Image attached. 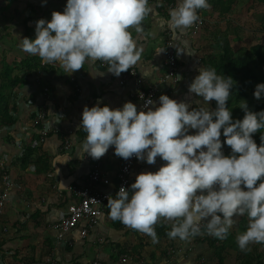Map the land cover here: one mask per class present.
<instances>
[{
    "label": "clouds",
    "instance_id": "clouds-1",
    "mask_svg": "<svg viewBox=\"0 0 264 264\" xmlns=\"http://www.w3.org/2000/svg\"><path fill=\"white\" fill-rule=\"evenodd\" d=\"M163 1L155 9L170 16L173 27L180 30L192 31L201 13L198 11L211 6L208 0ZM165 4L172 5V9ZM151 13L149 0H67L63 12L53 11L50 20L41 18L36 22L34 39H19L21 50L32 55L27 57L41 61L37 69L22 75L33 83L36 100L30 98L26 103L34 106L29 121L37 135L32 121L38 107L46 103H51L47 105L51 108L60 106L62 91L68 89L67 83L58 86L62 79L51 82L60 77L58 72L53 75L43 68L58 63L71 74L83 68L85 62L101 61L118 80L125 71L137 72L134 66L140 61L141 49L130 29L141 33L142 22ZM167 33L173 39L172 31ZM162 37L164 41L163 33ZM67 82L77 93L76 80L68 78ZM50 84L53 87L49 88ZM232 89L231 77L201 67L189 85V92L203 100L198 109L189 111L188 104L168 95L159 97V106L154 110L151 98L145 100L141 110L132 102L117 109L99 103L84 107L79 128L86 138L77 151L81 158L87 154L98 160L114 147V154L125 160L135 157L152 165L159 157L166 162L155 172L138 174L129 188L121 187L115 197H108L106 206L112 220L157 243L155 225L161 218L171 222L167 233L171 239L187 240L200 235L203 228L207 235L223 240L235 225V218L247 217L245 231L236 237L239 249L246 252L252 244L264 245V135L260 136L259 146L253 139V134L264 129V111L252 112L244 101L240 106L244 117L234 120L227 106ZM253 95L257 100L264 98V83L256 85ZM211 101L216 102L215 110L208 108ZM190 130L195 134H189ZM224 145L230 147L229 155L222 151ZM76 167L68 165L69 171ZM72 186L78 185L72 183L69 188ZM68 190L60 191L57 179L56 193ZM195 242L187 245L194 246ZM185 253H191L188 247Z\"/></svg>",
    "mask_w": 264,
    "mask_h": 264
},
{
    "label": "crops",
    "instance_id": "crops-1",
    "mask_svg": "<svg viewBox=\"0 0 264 264\" xmlns=\"http://www.w3.org/2000/svg\"><path fill=\"white\" fill-rule=\"evenodd\" d=\"M67 0H0V23L6 21L7 17L9 19L13 18L9 12L13 11L15 12V15H18V18L21 23L15 24L16 20L12 19V27L20 26L22 27V20L21 14H30L31 16H35V19L27 20V25L30 29L35 30L36 22L43 18L46 20L51 19V13L53 11H59L63 12L65 6H66ZM2 4H8V10L5 14L1 12ZM60 6V7H59ZM15 7V8H14ZM22 8V9H20ZM158 15H162L158 10H156ZM28 15V16H30ZM27 17V16H26ZM151 17L150 14L146 17ZM145 18V19H146ZM152 18H158V17H152ZM153 19H151L152 21ZM30 23V25H29ZM151 24V22L149 23ZM152 25V24H151ZM151 25L146 26L149 30L152 29ZM150 26V27H149ZM163 26L165 28V23H163ZM157 27V26H155ZM1 28V30H3ZM145 29V28H144ZM168 31L172 32L173 41L175 42V50L177 53V59L179 62V67H177V76H176V88L174 91H171L169 98L176 100L177 102H185L189 105V111H191L192 106H196V102L194 101L193 95L186 94L182 95V86L185 84V80H183L182 72L185 70V61L194 62L191 60L190 56V49L189 45L187 44L188 34L183 35L185 30H180L175 28L167 29ZM177 30V31H176ZM133 36H136L135 30L130 29ZM145 31H147L145 29ZM151 31V30H150ZM5 32V31H4ZM188 33V32H187ZM149 37H156V35H149ZM159 42L158 45H155L153 50H150L149 53H147V42L152 40L148 38L144 42L141 40H136L135 42L137 44V47L141 49V58L140 61L134 66L137 67V73L138 77L144 81L148 82H158V78H160L162 75V71H164V54H163V37L158 36ZM0 42H3L0 41ZM6 42V41H5ZM4 43V42H3ZM149 43V42H148ZM5 45V44H4ZM152 47V46H150ZM12 48L10 45L5 46V50L9 51V49ZM15 51V50H13ZM12 50L9 51L13 55L14 59L21 60L19 54L16 53V51L13 53ZM160 51V52H159ZM17 54L19 59H17ZM30 56V54H28ZM35 57L34 59H36ZM182 58V59H181ZM186 58L185 61H182ZM15 61V62H16ZM14 62V60H13ZM14 62V64H15ZM98 62V61H96ZM96 62H85L83 65V68H81L80 72H74V74L66 73V76L63 77L62 80L67 81L68 78L75 79L77 84L79 85V90L77 93L72 92L73 85L69 84L67 82L68 89L64 88L62 91V100L60 106H55L54 108H50V116L49 117V125L51 128H56L61 130L65 135L73 142L74 144V151L71 155L72 157H77L80 155L78 151L80 145L86 138V133L83 131V129H80L79 126L81 124L82 119V111L85 106L91 108L92 106L97 105V103L100 104V106H109L111 109H117L122 108L123 105L126 102H132L136 105V103L131 98V93L134 90L133 82H129L126 85H119V80L117 76L114 74L108 72V67H98L96 65ZM12 69V66H10ZM132 67V68H134ZM62 68V67H61ZM89 68L90 70H88ZM62 70H64L62 68ZM13 71V70H12ZM26 71V70H25ZM27 73V71H26ZM28 74V73H27ZM26 83H21L18 88L17 97L14 99L13 103L17 107V116L15 118L16 122L11 125H1L0 126V168H3L4 160H6V155H9V158H14L13 166H16L17 163L20 161L18 159L21 158V156L24 155V150L27 147V145L31 142L32 139H35L37 136V131L33 129L32 125L30 124L29 118L31 114V110L34 106H30L26 103L27 99L36 100L34 95L27 96L25 89L30 88L32 89L33 83L25 79ZM2 82V79H0V83ZM43 86L45 81L41 80ZM52 83H56V78H53ZM191 83V81H190ZM58 86H60L61 83H57ZM42 86V85H41ZM33 93V92H32ZM31 93V94H32ZM161 95H164L160 93L159 97ZM190 95V96H189ZM71 96V97H70ZM12 103V104H13ZM11 104V105H12ZM158 105L154 104L152 106L153 110L155 107H158ZM195 108V107H194ZM195 133L194 130H190ZM57 142L55 137L49 138L46 143L44 144V147L42 148V153H47L49 155H54L57 147ZM35 147V145H33ZM20 150L22 151V154L20 156ZM36 155L31 156V162H34L36 160ZM41 155V154H40ZM68 156V160H69ZM102 162L104 169H107L110 172H116L118 165H119V159L118 156L114 154V147H110L109 150L106 152L104 156H102ZM3 161V162H2ZM53 161H55V164L57 168L60 170L64 178H68L70 176H73V184L75 185H81L83 182L84 176L88 173L91 164L89 162L83 163L81 165H78L75 169V172L73 175L70 174V171L68 169V165L72 163L73 159H70L68 162L64 157H58L55 158ZM52 161V166H53ZM10 163V160H9ZM166 162L162 161L159 157H157L156 162L152 165L147 164L145 161L137 160L135 163L134 169H133V176H132V183L135 181L136 176L140 173L144 172H155L157 171L161 166H163ZM28 167L34 168L33 165H30ZM27 168V167H26ZM25 168V172L27 171ZM19 169L24 170L20 167ZM35 169V168H34ZM15 170V169H14ZM36 170V169H35ZM2 170H0L1 172ZM14 173V172H12ZM55 173V172H54ZM15 178H18L19 181L24 180L20 176L18 177L15 175ZM41 176V175H39ZM51 177V175L42 176L41 181H38V185L34 189V187H29L30 192H35L39 187H44L46 183L44 181H48L47 178ZM55 180L56 178L51 177V181ZM20 187V185H19ZM21 189V188H20ZM45 189V188H44ZM47 191L41 189L39 191H44L45 193L51 195V203L48 201H45L44 199H41V204L43 207L39 206H32L30 207L25 213H28L29 216H25V213L20 214L15 218L13 223L11 224V227L14 226L15 229H13V235L12 237L16 236L15 231L20 230H27V227L29 228V224H25L26 221L33 216V219L35 222L37 221V216L41 215L44 218H47L50 216V222L47 224V229L49 230V233L55 234V231L50 229L49 226L59 219V212L56 211L54 213V209L57 205L66 208V214L69 212V206L71 205V202L68 203L64 202L63 200H56V192L49 191L46 188ZM199 194V193H198ZM12 194H10L9 199H12ZM9 201V200H8ZM8 203V202H7ZM34 204V203H33ZM9 205V204H8ZM39 212L37 214L36 212ZM19 212V210H17ZM58 216V217H57ZM27 217V218H24ZM26 219V220H25ZM56 220V221H55ZM38 222V221H37ZM117 226H113L112 222L108 219H104L101 221L99 227L96 229V233L99 234V236L103 239L102 244H94V233L90 235V237L86 240H80L77 233H73L70 237V239L73 241V245L69 246L72 247L71 250L66 251V247L62 245H57L54 248V243L56 242V234L54 236V240L51 238L50 234H48V237L51 239V241H54L53 244H45L47 250L48 247L50 250L46 251L44 255L41 258L36 259L34 254V260L39 261L41 264H45L44 260L47 256H50L49 254H54V259L57 261L56 264H86L89 261H91L93 258L98 257L102 264H120L119 258L122 255H128L130 257V260L126 264H164L165 259L163 256V246L165 247L170 245L169 239H160L157 243H153L152 238L149 237L146 234H142L139 231H136L134 229H131L119 221H117ZM207 222V221H205ZM171 222H164V224H161L157 222L156 226H165V227H171ZM36 225H38L36 223ZM1 226V222H0ZM5 226L3 224L2 228ZM6 227V226H5ZM1 228V229H2ZM33 230V229H32ZM28 230V231H32ZM53 236V235H52ZM148 236V237H147ZM6 237H11L0 234V244L4 243ZM49 239V240H50ZM49 241V242H51ZM48 242V243H49ZM143 242V244L147 245L145 250L140 249L139 245ZM162 243V244H161ZM19 244V243H18ZM6 245L3 244L0 246L3 248ZM53 246V247H52ZM158 246H160V249L158 250ZM43 246H38V248H42ZM52 247V248H51ZM45 248V247H44ZM27 250V249H26ZM142 250V251H141ZM193 251V250H192ZM20 253V252H19ZM27 253H29L27 251ZM188 255H191L187 253ZM177 257H179V254L176 255L174 258V263L176 262L180 263L181 260H178ZM32 257L28 256V259ZM4 264V263H3Z\"/></svg>",
    "mask_w": 264,
    "mask_h": 264
},
{
    "label": "rangeland",
    "instance_id": "rangeland-1",
    "mask_svg": "<svg viewBox=\"0 0 264 264\" xmlns=\"http://www.w3.org/2000/svg\"><path fill=\"white\" fill-rule=\"evenodd\" d=\"M159 0H149L150 5L152 6V13L150 14L151 17H148L144 19L142 22V28L143 31L141 33H137L136 31V36H133V39L135 40H141L144 42L148 38L152 39L147 42V53H149L150 50H153L155 45H158V36H161L162 33L165 34L167 33V29H172L173 25L170 22V16L169 18L165 16H160L156 12L155 7H157V2ZM162 1V0H161ZM176 3L178 0H175ZM209 4L211 5L208 9H201L198 12H201V16L205 22H207L208 26H201L198 30L196 29L195 31L191 32L190 28L185 29V32L183 35L188 34V45L190 49V56L191 60L194 62H189L186 60V58L182 61H185L184 63L186 64L185 70L182 72L183 80H185V84L182 86V95L186 94H191L193 95L194 101L196 102V106L190 107L191 110L198 109L201 106H203V100L200 97H197L194 93L189 92V85L191 84L190 81L192 82L194 78L199 74V70L202 67L201 60L208 61L209 64L213 62H218V60L221 58V48H220V43L221 42H228L229 47L231 48L233 54L236 56V58L243 57H251L253 60H256V57L254 56L253 53V46L258 45L260 47L261 52L263 53L262 55L264 56V14L256 13V11L262 9L264 10V0H208ZM60 7V6H59ZM15 8V7H14ZM22 9V8H20ZM8 10V4H2L1 7V12L5 14ZM61 12V10H59ZM161 13V11H160ZM13 18L9 19L7 17L6 21L0 23V37L1 34L4 32L5 35L12 33L15 31V28H18L20 32H23V28L21 26H15L12 27V19L16 20L15 24L21 23L18 18V15H15V12L13 11L9 12ZM162 14V13H161ZM30 14H21L22 20L26 19V16ZM163 15V14H162ZM152 17H158V18H152ZM151 19H153L151 21ZM151 22V24H149ZM163 23H165V28L163 26ZM30 25V23H29ZM151 25L152 29H148L146 26ZM157 26V27H155ZM1 30V28H3ZM150 27V26H149ZM147 31H145V29ZM175 27H173V30ZM173 32V31H172ZM188 32V33H187ZM191 33V34H190ZM156 35V37L152 38L149 37V35ZM13 35V33H12ZM4 37V43L0 42V72L2 71V68L6 65L12 66V73H18L20 72V67L17 66V62L11 52L9 53L10 50H15L19 52V56H23L22 50L19 48L15 47V44H11L10 46L12 48L9 49V51L5 50V46L8 43L9 45V40L8 38ZM17 39L19 37L17 36ZM6 41V42H5ZM5 44V45H4ZM152 46V47H150ZM32 56V55H30ZM182 59V58H181ZM15 64H14V62ZM204 68V66L202 67ZM252 68L254 71L258 74L259 77H262L264 80V63L257 62L255 61L252 65ZM54 69L51 73L54 71H57L60 75V77L56 76V80H60L62 77L66 76V72L62 70L61 66L58 63H54ZM90 70L89 68H87ZM80 72L79 70H77ZM76 71V72H77ZM54 74V73H53ZM62 74V75H61ZM74 74V73H71ZM47 86V85H46ZM48 87H53L48 85ZM25 92L27 96H32L34 93L33 90L30 88L25 89ZM32 93V94H31ZM190 96V95H189ZM264 99V98H261ZM30 101V100H29ZM13 102H10V105ZM215 103V102H214ZM212 101L208 104L209 110H213V104ZM155 104H159V98H156ZM207 106V105H205ZM40 146L35 144V147ZM22 154V151L20 150V156ZM6 160H4L3 168H0L2 171H8L6 173L7 175L10 176V179L13 183V190L18 189V192L14 193L12 191V199H9L7 205L4 206L3 210H0V234H4L7 236L11 237H6L4 244L6 245L1 248L0 247V264H26V261L29 257H34L35 258H41L46 251L50 250L48 247V250L45 246V244H53L54 241H51V239L48 237L49 230L47 229V224L50 222V216L47 218L42 217L41 215L37 216V221L35 222L32 217H30L25 224H29V228L27 227V230H18L16 232V236L12 237L13 235V229L14 226L11 227V224L15 220L17 216H19L22 213H25L30 207L32 206H41L40 200L44 199L45 201L49 200V203H51V195L39 191L41 189L46 190L48 189V185L51 181V177H48V181H44L45 186L44 187H39L35 191V203H31L29 198H28V193H30V188L29 187H34L38 185V181L42 179V176H37L36 175V170L32 167H27L26 172L25 169L21 170L19 169L20 162L17 163L16 166H13L12 164L15 162L14 158H9V155H6ZM10 160V163H9ZM14 161V162H13ZM3 162V161H2ZM15 169V170H14ZM14 172V173H12ZM17 175L18 177L20 176L24 180L19 181L18 178H15ZM20 185V187H19ZM36 185V186H35ZM24 190V193L20 191ZM45 188V189H44ZM21 192V196H18V193ZM9 204V205H8ZM38 204V205H37ZM19 210V212H17ZM58 211L60 216L66 214V208L61 207L59 205L56 206L54 209V213ZM25 216H29L28 213H25ZM58 217V216H57ZM27 218V217H24ZM58 218V219H59ZM236 223L229 230V234L233 236L234 240L236 239L234 235L237 237L239 234H241V231L239 229L240 225V220L241 217H237ZM26 220V219H25ZM56 221V220H55ZM166 220L161 218L158 222L161 224H164ZM54 222V221H53ZM52 222V223H53ZM168 222V221H166ZM36 223L38 225H36ZM3 224L5 226L2 228ZM171 224V223H169ZM2 228V229H1ZM33 229V230H32ZM32 230V231H28ZM13 231V232H12ZM53 235V236H52ZM51 238L54 240V232L53 234H50ZM50 239V240H49ZM233 240V241H234ZM51 241V242H49ZM49 242V243H48ZM19 243V244H18ZM237 243V242H236ZM162 244V243H161ZM208 242L206 243H199L195 242L193 246V252H191V255H188L185 253V250L187 247H189L186 243L184 244L183 240H180L177 242L176 246L173 248H178L181 249V252L179 254V257H177L178 260H181L180 263L176 262V264H217L216 260H213L212 256V251L208 249ZM49 245V246H50ZM259 244H252L250 245V248H253V246ZM38 246H43L42 248H38ZM56 244L54 243V248ZM238 246V245H237ZM45 247V248H44ZM165 248V246H163ZM27 249V250H26ZM160 249V246H158V250ZM167 250V248H166ZM27 251L29 253H27ZM66 251H69L66 249ZM20 252V253H19ZM237 252L235 250L227 249V255L225 256V261L224 264H237L240 260V256L237 257ZM34 264H40L39 261H36ZM40 260V259H38ZM33 264V263H31Z\"/></svg>",
    "mask_w": 264,
    "mask_h": 264
},
{
    "label": "trees",
    "instance_id": "trees-1",
    "mask_svg": "<svg viewBox=\"0 0 264 264\" xmlns=\"http://www.w3.org/2000/svg\"><path fill=\"white\" fill-rule=\"evenodd\" d=\"M166 1L169 3L176 2L175 0H166ZM256 13L264 14V10L260 9L256 11ZM32 19H35V16L30 15V16H27L26 19H24V21L22 22L23 32H20L19 29L15 28L14 26L13 27L15 31L12 32L13 35L12 33L5 35L3 32L1 34L0 41L2 40L4 41V37L2 36H5L6 38H8L7 40H9V45L13 43L15 44V47L21 50L19 39H23L25 37L30 38V39L35 38V30L30 29L26 22L27 20L31 21ZM204 26L205 27L208 26L207 22L205 21L203 22V27ZM17 36L19 37V39H17ZM6 45H8V43ZM220 48H221L222 54L218 62H213L209 64L208 61L201 60V63H202V67L204 66V68L215 69L218 75L220 76L224 75L225 77H231L233 79V89H232L231 95L228 98V105H227L229 110L232 111L233 119L234 120L242 119L244 117L245 113L240 108V106L244 103V101L247 102L248 110L252 112L264 111V99L257 100L256 98H254V95H253L256 85L259 83H264L263 78L259 77L258 74L252 68V65L255 61L264 63V56L262 55L263 53L261 52L260 47L258 45L253 46V53H254V56L256 57V60H253L251 57L236 58L231 48L229 47L227 41L221 42ZM14 52L15 51H13V53ZM16 53L19 54L18 51H16ZM22 53H23V56L20 57L21 60L20 61L17 60L18 61L17 66L20 67V72L12 73V69L8 65L4 66L2 68V71L0 72V79H2V82L0 83V126L3 124L11 125L16 122L15 118L17 116L18 110H17L16 105H14V103L10 105V102H13L14 99L17 97L16 95L18 93L19 85L21 83H26L24 77L22 76L25 73V70L27 71L35 70L40 66V63H41L39 58H36V59L29 58L27 57L28 53L24 51H22ZM17 54L15 55L17 56V59H19L18 58L19 56ZM163 54H164V62H163V65H164L165 63V47L164 46H163ZM175 55H176V65L175 66H176V71H177V67H179V62L177 59L176 50H175ZM96 65L100 68L103 67L102 66L103 64L101 61L96 62ZM52 67H54V63L50 65H46V67L43 68V70L47 73L49 71L52 72L54 70L52 69ZM128 71H125V72H128ZM53 73L56 74L57 71H54ZM161 73L162 75L165 74L164 71H162ZM61 79H63V77ZM66 83L67 81L63 80V82L61 83V86H63ZM164 95H169V94L164 93ZM157 98H159V96H157ZM212 102L214 103L215 101H212ZM215 108H216V102L213 104V110H215ZM189 134H195V133L190 131ZM261 135H264V129H261L257 133L253 134V139L255 140L258 146L262 143L260 139ZM63 136L64 135L61 130L57 132L52 131L48 133L46 138L43 141L41 140L40 136L37 135L36 138L32 139L31 142L25 148L24 155L21 156L20 159H18L20 160L19 161L20 167L22 169H25L26 167L33 165L34 168L36 169L37 176L39 175L41 176L51 175L53 177L55 176L56 181L52 180L50 181L48 185V190L53 191V192H56L57 177L54 173L52 161L55 158H58V157L65 158L67 156L61 149V144H62L61 141H63V139L65 138V136L64 137ZM52 137H55L56 140H58L57 147H55L56 151L54 155L42 153L41 150L44 147V144L49 138H52ZM220 139L223 142L224 140L223 135H221ZM36 143L37 145H40V146L34 147L33 145H35ZM222 151L224 152L225 155H229L231 153V149L227 145L223 146ZM35 154H37L36 160L34 162H31V156H34ZM65 159L67 160L68 158H65ZM3 172L4 171L0 172V190L1 191H4L3 186H2ZM74 172H75L74 169L70 170L71 175H73ZM5 173H8V171H5ZM12 188H13V185H12ZM12 188L10 191L9 190L6 191L8 196L12 194V191H14V193L18 192V189L13 190ZM21 192L24 193V190H22ZM21 192L18 193V196L22 197ZM61 193L63 197L59 198L58 195H56L55 197L56 200L59 199V200H63L64 202L68 203L71 199L69 196V193L68 192H61ZM34 197H35V192L28 193V198L31 203H35ZM36 213L39 214L38 211ZM32 219H33V216H32ZM111 222L113 226H117L118 224L117 221H111ZM239 225H240L239 229L241 233H243L247 227V217H241ZM170 229L171 227L155 225V231L158 237V241L160 239H169L171 241L169 246L173 247V246H176L177 242L180 241L181 239L169 238L167 233L170 231ZM234 237L236 238L235 235ZM233 240L234 238L233 236H231V234H228L227 237L223 240L214 238L210 235H207L206 230L202 228V232L200 235L190 236L187 240H183V242L184 244L185 243L187 244L192 241H197L201 244L208 242L209 243L208 249L212 251L213 260H216L217 264H224L225 256L227 255V249L235 250L237 252V255L240 256V260L237 264H264V245H261V244H259V246L255 245L253 246V248H251L250 251L245 252L239 249L236 243V239L234 241ZM3 244L4 243H1L0 246H2ZM146 246L147 245L143 244V242H141V244L139 245L140 249L142 250H145ZM169 246L167 245L166 247H169ZM65 247L68 250L72 249V247H69V246H65ZM165 248H163L162 250L163 251L162 254L164 257H165ZM31 263L33 264L35 263L34 258L27 259L26 264H31Z\"/></svg>",
    "mask_w": 264,
    "mask_h": 264
},
{
    "label": "built area",
    "instance_id": "built-area-1",
    "mask_svg": "<svg viewBox=\"0 0 264 264\" xmlns=\"http://www.w3.org/2000/svg\"><path fill=\"white\" fill-rule=\"evenodd\" d=\"M164 3V1L159 0L157 4ZM165 6L170 10L172 5L165 4ZM165 12V8L162 9ZM198 21L191 27V32L198 30L203 25V18L201 13L198 14ZM169 33H165L164 47H165V74L158 78V82H144L138 79V75L135 69H131L128 72L121 73L119 76V84L126 85L130 81L133 82L134 92L131 94V98L135 99V103L138 110H141L145 104L147 98L153 99L160 95V93L170 94L175 88L177 83V71H176V55H175V42L173 39L168 37ZM106 64V62H103ZM75 90L78 91V85L75 84ZM143 97L144 99H141ZM47 105L51 103L42 104L35 112V117L32 121L34 127L37 128L38 134L43 141L47 134L54 131L57 132L59 129L51 128L49 125V113L50 108ZM153 106V105H152ZM150 106V107H152ZM146 110V109H145ZM65 138L61 144V149L65 155L73 159L70 165L78 166L80 164L91 162L92 165L88 173L84 176L81 185L72 186L69 188L68 193L70 196L71 205L69 206V212L62 215L58 221L50 226L56 234L57 245L62 246H72L71 235L76 231L80 240H86L94 233V244H102L103 239L96 233L97 227L100 225L101 221L105 218H110L109 209L106 206L108 203V197H115L116 193L121 187L126 189L130 187L133 176V169L137 159L132 157L125 160L121 157L119 159V165L116 172H110L104 169L102 158L93 159L87 154H84L83 158L79 155L77 159L72 157L74 151L73 142L63 133ZM63 136V137H64ZM12 181L10 177L4 173L2 175V186L4 191L0 192V210H3L4 206L9 200V196L6 191H10L12 188ZM58 197L62 198L60 191H58ZM203 225H201L202 228ZM193 245H189L188 251L192 252ZM181 249H176L173 247L168 248L166 255V264H172L176 255L180 254ZM44 260L45 264H56L54 259V254H49ZM54 257V258H53ZM130 260L128 255H122L119 258L120 264H126ZM86 264H102L98 257L93 258Z\"/></svg>",
    "mask_w": 264,
    "mask_h": 264
},
{
    "label": "water",
    "instance_id": "water-1",
    "mask_svg": "<svg viewBox=\"0 0 264 264\" xmlns=\"http://www.w3.org/2000/svg\"><path fill=\"white\" fill-rule=\"evenodd\" d=\"M53 169L56 174V177L58 179V189L60 191H66L68 190L69 186L73 183V177L70 176L68 178H64L60 170L57 168L55 161H53ZM63 186H62V185Z\"/></svg>",
    "mask_w": 264,
    "mask_h": 264
}]
</instances>
